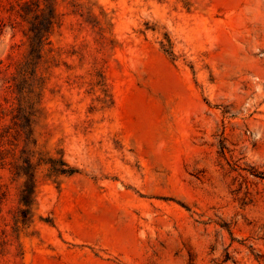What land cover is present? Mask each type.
I'll return each instance as SVG.
<instances>
[{
  "label": "rangeland",
  "instance_id": "rangeland-1",
  "mask_svg": "<svg viewBox=\"0 0 264 264\" xmlns=\"http://www.w3.org/2000/svg\"><path fill=\"white\" fill-rule=\"evenodd\" d=\"M0 264H264V0H0Z\"/></svg>",
  "mask_w": 264,
  "mask_h": 264
},
{
  "label": "trees",
  "instance_id": "trees-1",
  "mask_svg": "<svg viewBox=\"0 0 264 264\" xmlns=\"http://www.w3.org/2000/svg\"><path fill=\"white\" fill-rule=\"evenodd\" d=\"M34 35H35V38L38 42L42 41L43 34H41V29H39V31H37V32H34ZM49 162L52 163V160H49ZM53 165L54 164H51V168H53L58 173L72 174L73 172L77 171L76 168H73V167H67V168L59 167V168H57L56 166H53ZM23 174L25 175L26 179L24 181L23 188L21 190L20 201L25 206H29L30 201H31V194L33 192V177H32V173L28 172V170L25 168L23 170Z\"/></svg>",
  "mask_w": 264,
  "mask_h": 264
}]
</instances>
